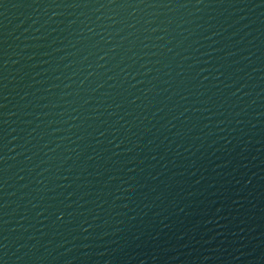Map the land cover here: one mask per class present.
I'll return each mask as SVG.
<instances>
[{
    "label": "water",
    "instance_id": "1",
    "mask_svg": "<svg viewBox=\"0 0 264 264\" xmlns=\"http://www.w3.org/2000/svg\"><path fill=\"white\" fill-rule=\"evenodd\" d=\"M0 264H264V0H0Z\"/></svg>",
    "mask_w": 264,
    "mask_h": 264
}]
</instances>
